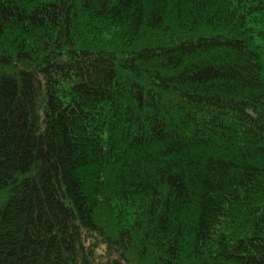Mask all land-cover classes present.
<instances>
[{
  "label": "trees",
  "instance_id": "16d2710c",
  "mask_svg": "<svg viewBox=\"0 0 264 264\" xmlns=\"http://www.w3.org/2000/svg\"><path fill=\"white\" fill-rule=\"evenodd\" d=\"M0 264H264V0H0Z\"/></svg>",
  "mask_w": 264,
  "mask_h": 264
}]
</instances>
